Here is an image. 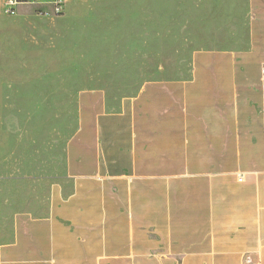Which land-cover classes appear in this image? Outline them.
Listing matches in <instances>:
<instances>
[{"label": "crops", "instance_id": "crops-1", "mask_svg": "<svg viewBox=\"0 0 264 264\" xmlns=\"http://www.w3.org/2000/svg\"><path fill=\"white\" fill-rule=\"evenodd\" d=\"M248 1L245 47L196 49L131 94L81 90L45 199L18 208L0 161V264H264V0Z\"/></svg>", "mask_w": 264, "mask_h": 264}, {"label": "rangeland", "instance_id": "rangeland-1", "mask_svg": "<svg viewBox=\"0 0 264 264\" xmlns=\"http://www.w3.org/2000/svg\"><path fill=\"white\" fill-rule=\"evenodd\" d=\"M52 1L0 15V161L15 163L5 191L18 208L64 174L81 90L131 94L178 75L196 49L245 47L248 37V0H69L64 14Z\"/></svg>", "mask_w": 264, "mask_h": 264}, {"label": "built area", "instance_id": "built-area-1", "mask_svg": "<svg viewBox=\"0 0 264 264\" xmlns=\"http://www.w3.org/2000/svg\"><path fill=\"white\" fill-rule=\"evenodd\" d=\"M43 0H6L4 13L8 16L15 15L18 12V9L21 5L27 4H39ZM69 0H53L51 4L53 5V9L58 14H64L66 11L67 3ZM264 73V69H263ZM239 180H243V175H240Z\"/></svg>", "mask_w": 264, "mask_h": 264}]
</instances>
